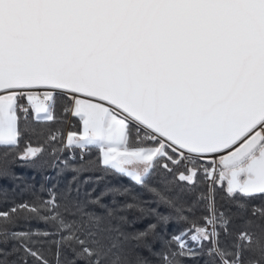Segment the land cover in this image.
I'll list each match as a JSON object with an SVG mask.
<instances>
[{
	"label": "snow or ice",
	"instance_id": "obj_1",
	"mask_svg": "<svg viewBox=\"0 0 264 264\" xmlns=\"http://www.w3.org/2000/svg\"><path fill=\"white\" fill-rule=\"evenodd\" d=\"M0 150L75 173L0 210V264H264V0H0Z\"/></svg>",
	"mask_w": 264,
	"mask_h": 264
},
{
	"label": "trees",
	"instance_id": "obj_2",
	"mask_svg": "<svg viewBox=\"0 0 264 264\" xmlns=\"http://www.w3.org/2000/svg\"><path fill=\"white\" fill-rule=\"evenodd\" d=\"M73 122V125L76 126V128L79 127L78 121L75 118H70ZM65 124L63 125H36L37 129H47L51 128L52 130H55L57 128L64 129ZM72 130V129H70ZM29 137L26 135L25 140H27ZM33 143L36 142V138H32ZM42 142V141H41ZM60 145L58 143L52 144L49 146V152H51L52 147H59ZM23 147V141L21 143V150ZM0 155H2V150H0ZM14 155V154H13ZM63 156L69 155L67 151H65ZM97 155L96 151L93 150L90 157L88 158H94ZM11 159V156L9 157ZM77 163L79 162V158H77ZM39 163V162H37ZM12 170L16 174V176L21 177V179H3L0 180V210H7L8 208L12 207L14 204L23 203V202H31L33 201L37 196L41 197L42 199H48L49 193L46 190H41V185H44L45 189L52 188L53 185H56V187L53 189L58 196L62 198V202L64 201L65 193L67 186L69 182L72 180V176L75 175L72 171H65L62 175L57 176L58 169L50 168V167H43L39 168L36 166H33L28 163H24L22 161H16L12 165ZM100 175L99 172L92 173V172H85L80 176V180H84L88 176H98ZM45 176L52 177L51 180H45ZM106 181H111L112 184H123L124 186L131 187L133 192L135 193H141V198L143 200H152L153 196L152 194L146 192L145 190L136 187L133 185L127 178L124 177H114L112 175H109L106 177ZM26 185H34L35 187L33 189L26 188ZM105 186V182H101L99 184H81L79 195L77 196V193L75 191L76 184L73 183V191L71 193L67 194V200L72 201L74 199L79 200H88V199H94L101 191H103ZM95 188V191L93 192L92 189ZM91 193V196L86 195V193ZM6 193V195H5ZM222 193H217V203L218 204H226V201L222 200ZM123 199V198H119ZM111 200V196H107L103 198L104 203H109ZM150 207H156V204H150ZM88 211H97L99 212L100 209L98 206H88ZM161 211H165V209L161 206ZM138 212H130L128 213L129 219L134 218L135 216H138ZM199 215V213H197ZM145 222H140L135 225V227H143ZM182 222L173 221L169 227V232L174 233L175 231H179L180 229L186 227ZM36 228H40L41 230L45 231H54V228L44 224L43 222H20V226L16 229L18 231H28V230H35ZM51 240L58 239V237H51L49 238ZM46 246H48L46 244ZM54 248V245L52 246ZM15 259V257H13ZM207 257H203L199 260V264H204V260H206ZM31 264V262H30ZM184 264H197V261H194L192 259H186L184 261Z\"/></svg>",
	"mask_w": 264,
	"mask_h": 264
},
{
	"label": "built area",
	"instance_id": "obj_3",
	"mask_svg": "<svg viewBox=\"0 0 264 264\" xmlns=\"http://www.w3.org/2000/svg\"><path fill=\"white\" fill-rule=\"evenodd\" d=\"M72 125H73V122H72L71 119L69 118L68 122L65 123V126H64L63 131L66 133L67 131H69V130L71 129L70 126H72ZM76 156H77V158H79V151H78V150H76Z\"/></svg>",
	"mask_w": 264,
	"mask_h": 264
}]
</instances>
